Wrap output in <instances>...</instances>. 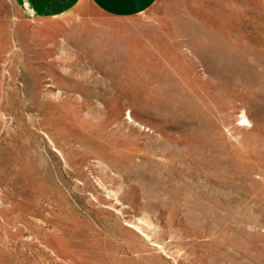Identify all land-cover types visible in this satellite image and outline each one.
Returning <instances> with one entry per match:
<instances>
[{
	"label": "rangeland",
	"instance_id": "1",
	"mask_svg": "<svg viewBox=\"0 0 264 264\" xmlns=\"http://www.w3.org/2000/svg\"><path fill=\"white\" fill-rule=\"evenodd\" d=\"M79 1L0 0V264H264V0Z\"/></svg>",
	"mask_w": 264,
	"mask_h": 264
},
{
	"label": "crops",
	"instance_id": "2",
	"mask_svg": "<svg viewBox=\"0 0 264 264\" xmlns=\"http://www.w3.org/2000/svg\"><path fill=\"white\" fill-rule=\"evenodd\" d=\"M98 12L112 19H127L138 16L154 4L162 1L164 9H168L171 0H87ZM30 16L57 18L73 11L79 0H23ZM161 3V5H162Z\"/></svg>",
	"mask_w": 264,
	"mask_h": 264
}]
</instances>
